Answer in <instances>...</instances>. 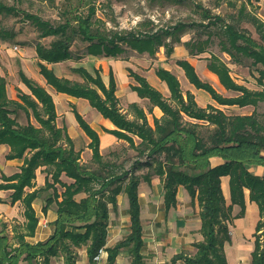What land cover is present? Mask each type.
<instances>
[{"label": "trees", "instance_id": "1", "mask_svg": "<svg viewBox=\"0 0 264 264\" xmlns=\"http://www.w3.org/2000/svg\"><path fill=\"white\" fill-rule=\"evenodd\" d=\"M44 1L54 5L57 0ZM252 1L241 0L238 5L232 0L235 11L227 15L197 5L200 20L190 24L178 21L157 30L109 27L107 20L97 15V0H60V15L56 22L26 14L40 29L41 37L53 36V39L49 45L36 44L37 66L46 85L20 70V80L30 93L18 90L16 98H11L6 77L0 71V145L9 147L7 159H23L18 172L2 175L0 190H11L10 203L20 200L24 208V220L12 225V237L0 232V264H23L22 261L35 264L39 258L44 264H50V259L58 255L64 257L65 264H77L75 249L82 245L87 246L91 262H94L98 250L105 247L107 264H115L123 248L129 250L131 264H144L139 184L141 180L150 182L153 174L161 178L167 209L176 205L180 185L200 207L203 239L194 244L195 254L180 252L174 255L173 262L229 264L225 244L232 240L230 224L235 218L244 216L245 189H248L249 198L258 204L260 213L254 233L252 264H264V176L250 170L252 166L264 167V119L256 111L227 114L219 107L255 106L264 100V22L247 12V5ZM17 12L14 5L0 1V14ZM243 21L255 26L259 39L241 27ZM189 26L201 28L199 34L207 37L183 42L181 33ZM214 36L219 38L221 51L234 61L240 62L241 58L252 60L261 88L251 89L239 84L231 75L228 64L214 53L207 57V68L218 76L227 91L235 92V95L224 96L210 83L204 82L188 60L178 59L177 64L189 82L207 91L218 106L212 103L205 107L198 105L190 91L185 96L178 77L166 68H157L156 75L166 83L169 97L150 84L145 76L128 68L129 76L136 82L131 84V89L163 113L157 117L151 107L152 122L138 103H131L126 111L123 110L116 95L117 84L112 70L106 84L99 69L91 72L83 66L73 67L82 79L78 81L59 76L50 67V64L72 59L71 48L77 39L86 43L84 54L118 57L127 48L153 55L160 46L171 55L175 43H183L189 53L195 55L205 52ZM49 88L57 93L87 99L93 108L111 120L114 128L104 130L126 141L135 151L132 167L127 170L124 162L104 158L98 132L73 107L77 121L90 139L87 147L92 151V160L97 167L82 163V150L76 149L67 127L57 123L56 104ZM21 114H24L25 121L20 120ZM213 156L221 157L223 163L213 166L210 160ZM39 167L46 170L45 184L29 191L26 188L33 186ZM143 167L149 171L137 174L136 171ZM63 175L71 181L63 180ZM223 176L230 178V203L223 194ZM49 189L53 193L46 198L43 212L56 204L58 217L54 231L46 240L32 243L27 237L34 236L39 222L33 202L41 192ZM123 192L129 200L130 232L109 247L110 211L117 210L118 195ZM235 205L240 206L237 214L233 213Z\"/></svg>", "mask_w": 264, "mask_h": 264}, {"label": "rangeland", "instance_id": "2", "mask_svg": "<svg viewBox=\"0 0 264 264\" xmlns=\"http://www.w3.org/2000/svg\"><path fill=\"white\" fill-rule=\"evenodd\" d=\"M8 5H14L17 7L18 12L13 14H0V60L1 67L0 71L2 75L6 77L7 87H9L10 93L17 94L19 86H22V81L19 77V71L22 70L24 73L32 77L34 80L40 84H44V78L39 73V68L37 66L38 57L36 54V44L41 42L45 45H49L52 41L53 36L41 37L40 29L32 22L30 18L26 15L34 14L42 17L45 20H50L56 22L59 20L60 15V0L56 1V4H50L44 0H0ZM232 0H111L107 3L106 0H97L98 10L97 15L107 20V25L109 27H115L119 30H129V29H154L157 30L160 27H165L173 25L178 21L190 24L194 20H200V12L197 5H202L205 8L211 9L214 13H221L227 15L228 13H233L235 7L231 5ZM240 5L241 0H235ZM238 7V6H237ZM247 12H251L256 17L264 22V0H253L252 3L247 5ZM241 27L248 30L249 33L254 37L259 39V32L256 30L255 26L249 21H243ZM201 33V28L188 27L184 32L181 33V40L183 42L189 40H198L199 38L205 39L207 35L199 34ZM214 41L207 47L206 51L203 53L191 55L189 49L183 43H175L174 51L171 55H167L165 48L160 46L155 54L151 55L148 52H137L131 48L114 58L123 61L128 67L136 71L137 73L145 76L147 80L154 87L159 89L164 96L169 97L170 91L165 82L161 81L156 75V69L159 67L166 68L173 72L179 79L181 84V90L186 96L187 91L193 93L198 105L205 107L209 103L218 106L217 102L214 101L211 95L204 89H198L193 84H191L186 77L184 70L177 64L178 59L188 60L194 67L199 75V77L204 81L210 83L219 93L224 96L235 95V92L227 91L223 85L218 80L215 79L214 73L207 68V57L212 53L218 55L222 60H224L231 70V75L239 83L243 84L251 89L261 88L258 84V72L255 66L252 64L250 58H241L240 62L234 61L229 54L222 52L219 45V38L214 36ZM16 47V48H15ZM73 57L70 60L64 62L56 63L52 67L55 69L56 73L60 76H67L73 80H82L80 75L73 71V67L77 65V61L86 51V43L77 39L72 46ZM87 56V55H86ZM109 58V57H108ZM113 58V57H112ZM86 59V58H85ZM128 72V70H127ZM121 77V76H120ZM119 77V80H122ZM108 79V76H106ZM121 82V81H120ZM135 84V80L131 77L129 85ZM52 91V89H50ZM54 93V92H53ZM121 104L124 108L129 104L124 96H120ZM58 104L59 118L57 120L58 125H66V119L68 122L69 133L74 139L76 149H81V162L86 166L97 167V163L92 160V151L87 148V143L90 141L88 137L84 136L83 133L71 134L75 131V126L80 127L75 119L73 111L65 112L64 110L70 109L67 105V109L62 108V101L56 97ZM138 104L144 108L148 113L149 119L152 121L153 114L158 115L160 113L159 107H152L151 103L147 99H141ZM92 107V106H91ZM152 107L153 114L149 113V109ZM227 114L242 113L250 114L254 111L258 112L260 118L264 119V100L259 101L257 105H248L245 107L238 106H219ZM93 108V107H92ZM78 109L80 112H85L83 103L79 104ZM94 110V108H93ZM95 112L98 111L95 109ZM162 112V111H161ZM86 114V113H85ZM66 117V118H65ZM86 119H90L89 115H85ZM21 121H25L24 114L20 116ZM81 129V128H79ZM82 130V129H81ZM83 131V130H82ZM102 136L104 132L101 130ZM101 144V152L106 160L116 161L117 163L124 162L126 169L132 167V162L134 161L135 151L129 147V144L124 140H116L118 142H109L103 136ZM115 151L116 154L111 153ZM9 171V168H7ZM148 168L143 167L136 171L137 174L143 175V173L148 172ZM152 171V170H151ZM46 173V170H43ZM1 179V178H0ZM65 181H71L65 175L62 176ZM57 187L62 190L63 188L58 184ZM53 190H45L41 192V202L45 204V200L49 195H52ZM10 192L2 191L0 192V232L7 234L12 237V225L19 221H23V205L17 204L13 206L10 204ZM145 194H143L144 213H145V226L148 230V214H147V202ZM128 203V200H127ZM8 205H11L10 208ZM119 207V206H118ZM15 214L18 216H13L10 214ZM114 212L111 210V215ZM110 221V220H109ZM114 221H117L116 219ZM122 221V222H121ZM120 224L123 225V230H121L122 239L126 237L125 221L120 220ZM119 234V233H118ZM116 234V235H118ZM119 235V237L121 236ZM148 234H146V237ZM117 237V236H116ZM127 250V249H125ZM76 259L77 262L83 259L88 260L87 246L82 245L80 248H76ZM182 251H187L182 249ZM129 255L130 252L128 251ZM161 250H158L159 256ZM168 256L166 253L160 257ZM131 257V255H130ZM132 258V257H131ZM146 260L152 261L153 254L151 250L147 252ZM26 264L25 261H22ZM93 262L92 264H94ZM35 264H44L42 258H39ZM50 264H65L64 257L62 255L54 256L50 259ZM96 264V263H95ZM167 264L172 263L171 260Z\"/></svg>", "mask_w": 264, "mask_h": 264}, {"label": "crops", "instance_id": "3", "mask_svg": "<svg viewBox=\"0 0 264 264\" xmlns=\"http://www.w3.org/2000/svg\"><path fill=\"white\" fill-rule=\"evenodd\" d=\"M86 55L87 54H84L82 58H79L77 61H75L77 62L76 66H83L91 72H94L96 69H99L103 81L106 84L109 83L110 71L112 70L117 84L116 95L119 97V99L120 96H124V98L127 99V102L129 104L138 103L141 100L137 92L133 91L131 89V85H129V81L131 77L129 76L127 70L130 67L127 68L128 65L126 63H123V61L121 60L114 59L116 57L108 58L105 56H93V55L86 56ZM51 65L53 66L54 64H50V67L53 68ZM106 76H108V79L106 78ZM119 77L122 80H119ZM21 83L22 86H19V90L26 93H30L28 87L23 82ZM42 85H46L45 81L44 84ZM50 89L52 88H49V90ZM7 91L9 97L16 98L17 94L13 92L10 93L9 87H7ZM50 92L53 94L58 116H59V112H58V104L56 101V97L61 99L62 108L67 109V105H69L70 109L64 110L65 112H69L71 110L73 111V107H75L84 118L86 114L89 115L90 119H86V118L85 119L91 125V127L98 132L100 136V149H101V144L103 142L102 141L103 136H105V139H107L111 143L118 142L116 141L117 140L116 136L104 130V129H113L114 124L111 122V120L105 118L99 111L98 113L95 112L94 111L95 108L93 110L87 99L72 97L64 93H57L53 89L52 91L50 90ZM64 101L66 102L67 105L65 104ZM82 103L85 112L81 113L80 112L81 110L78 109V106L79 104ZM129 104L127 105L126 108L122 106L124 111L128 109ZM162 114L163 113L160 111L158 115L156 114L155 115L157 117H161ZM58 118L59 117H57V120ZM75 119L77 121L76 116ZM150 122L152 121L150 120ZM77 123L80 126L78 121ZM66 125L68 128L67 119H66ZM74 126H75V131L72 132L71 134L74 135V134L83 133L84 136L88 137L87 134L84 132V130L81 128V126L80 127H78L77 125ZM79 128H81L83 131ZM67 130L69 132V129ZM101 130L104 132L103 136L101 134ZM8 151H9V147L7 145L5 144L0 145V178L2 177L3 174L9 176L11 174L18 172L20 166L23 164L22 158L7 159L6 154L8 153ZM210 160L213 166L223 163V159L218 156H213L211 157ZM7 168H9V171L7 170ZM43 170L44 167H39L36 170V176L33 181V186L27 187L26 188L27 190L29 191L34 190L36 188L42 187L45 184L46 173H43ZM250 170L257 175L264 176V167L262 165L252 166ZM229 179H230L229 176H223L221 182L223 194L227 203L231 202ZM1 181L2 179H0V182ZM2 191H7L11 193V190H0V192ZM143 194L146 195V197L144 198H146V202H147L146 204L147 214H148L147 222L149 224L148 230H146V226H145L146 218L143 208L144 205L143 203H145V199H143ZM40 197L41 194L33 202V207L39 218V222L34 236L27 237V240L32 243L46 240L53 233L55 227L54 222L58 217L56 204H52L46 212H43L44 204L41 202ZM245 199H246L245 214L242 217L235 218L233 220V223L230 224L232 240L231 242H227L225 244V252L229 264H252L251 253L254 250V240H255L254 233H255L256 224L260 219V213H259L258 204L250 200L248 189H245ZM127 200L128 197L126 193L123 192L119 194L118 195L119 207L117 208L116 211H113L114 212L113 215H111V211H110V215H109L110 221L108 225V240H107V246L109 247L114 246L118 241L122 239L121 230H123V225L120 224L119 222L120 220L125 221L124 227H126L125 228L127 232L126 235H128L130 232L131 220L129 215V200L128 203ZM139 200L141 204L140 217L143 225L144 246L142 249V253L144 254V264H167V262L170 260L172 263L175 264H184L183 260H177V262H173L172 259L174 255L180 252L189 255L195 254L196 247L194 244L203 239V235L200 231L201 228L200 207L197 200L196 199L193 200L187 189L183 185H180L177 190L176 205L171 206L170 208L167 209L164 200L163 183L161 181V178L155 174L151 175L150 182L141 180L139 184ZM17 204L21 205L22 202L19 200L11 205L16 206ZM11 205L8 206L11 208L12 207ZM239 211H240V206L235 205L233 213L237 214ZM10 214L16 217L18 216V214L15 215L12 214L11 212ZM115 219L117 221H114ZM146 234H148L147 237ZM119 235L121 236L119 237ZM159 249L161 250V253L159 254V256H156V254H158ZM182 249H185L187 253L185 251H182ZM150 250H151V254H153L152 261L146 260L147 252H149ZM128 251H129L128 249L125 250L123 248L117 255L115 264H131V257ZM165 253L168 256L160 257ZM107 257H108V252L106 250V255L104 256L103 262L101 264H107ZM76 263L92 264L93 262H91L88 258V260L83 259L82 261Z\"/></svg>", "mask_w": 264, "mask_h": 264}, {"label": "built area", "instance_id": "4", "mask_svg": "<svg viewBox=\"0 0 264 264\" xmlns=\"http://www.w3.org/2000/svg\"><path fill=\"white\" fill-rule=\"evenodd\" d=\"M105 255H106V248L105 247H101L98 250V253L94 256V262L96 264H101L103 262V258H104Z\"/></svg>", "mask_w": 264, "mask_h": 264}, {"label": "bare ground", "instance_id": "5", "mask_svg": "<svg viewBox=\"0 0 264 264\" xmlns=\"http://www.w3.org/2000/svg\"><path fill=\"white\" fill-rule=\"evenodd\" d=\"M214 77H215L216 80H218V78H217V76L215 74H214Z\"/></svg>", "mask_w": 264, "mask_h": 264}]
</instances>
